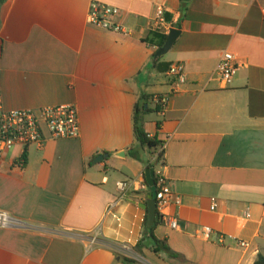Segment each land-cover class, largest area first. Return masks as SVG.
Wrapping results in <instances>:
<instances>
[{
	"label": "crops",
	"instance_id": "0c3cea01",
	"mask_svg": "<svg viewBox=\"0 0 264 264\" xmlns=\"http://www.w3.org/2000/svg\"><path fill=\"white\" fill-rule=\"evenodd\" d=\"M92 2L119 8L116 21L130 36L89 25ZM183 2L0 6L4 109L70 105L80 123L77 139L53 140L45 130L43 147L18 146L0 157V212L25 224L0 228V264H122L120 247L140 242L135 264H255L264 255V0H190L186 8ZM159 6L181 34L166 55L153 58L159 50L151 40L164 35L152 29ZM225 51L241 64L227 87L218 74ZM158 59L166 71L156 69ZM174 64L184 67V84L169 75ZM143 95L169 97L164 112L146 117L145 130L165 141L160 163L181 199L166 211L179 228L162 222L155 230L178 258L154 252L144 239L149 196L139 186L156 156L139 147V160L129 155L134 107ZM122 181L136 182L124 196L117 189Z\"/></svg>",
	"mask_w": 264,
	"mask_h": 264
},
{
	"label": "built area",
	"instance_id": "2783aa9c",
	"mask_svg": "<svg viewBox=\"0 0 264 264\" xmlns=\"http://www.w3.org/2000/svg\"><path fill=\"white\" fill-rule=\"evenodd\" d=\"M120 9L108 4L92 2L88 14V24L124 36H130V31L116 19L120 16ZM166 10L159 6L156 10V16L152 25L154 32L164 35L170 33L171 27L165 19ZM241 64L237 56L231 51H225L222 54L218 65V74L221 82L227 87L230 86L240 70ZM169 75L175 78L178 84L186 82V73L184 67L180 64H174L168 71ZM155 104L162 108V112L166 109L169 97L155 96ZM47 130L53 140L77 139L80 137V123L76 107L70 105H62L57 107H47L36 110H12L4 109L0 100V157L10 152L15 147L21 146L26 149L29 146L37 145L43 147L46 142ZM165 145L162 147L164 150ZM162 163V162H161ZM159 163L155 170V182L157 187V212L160 219L170 228L176 230L179 228L178 220L172 218L166 211L173 205H180L181 199L175 197L172 192L168 179L166 178L163 165ZM135 181H122L117 183V189L123 196L134 189ZM150 187L145 181L139 186V191L148 192ZM218 207L217 199H212L211 210L215 211ZM245 217L249 218V212L245 213ZM22 224L7 213L0 212V228L21 227ZM210 227L204 228V237L210 239L212 236ZM221 236L220 241L222 242ZM92 244L96 243V239H92ZM243 248H248L250 244L245 241L239 242ZM120 254L132 260H138L137 253L128 244H123L118 250Z\"/></svg>",
	"mask_w": 264,
	"mask_h": 264
},
{
	"label": "trees",
	"instance_id": "16d2710c",
	"mask_svg": "<svg viewBox=\"0 0 264 264\" xmlns=\"http://www.w3.org/2000/svg\"><path fill=\"white\" fill-rule=\"evenodd\" d=\"M6 0H0V6L5 3ZM183 1V0H182ZM187 9H184L183 12H185ZM154 38L151 40V43L156 45L158 47V50L162 49L168 39L167 36L164 35H158L155 34L153 36ZM155 55L153 58H155ZM160 59L155 60V67L159 71H166V68H162V65L159 64ZM154 101V97L143 95L135 104L134 107V116H133V124H134V135H135V145L129 150V155L135 159L139 160L138 155V147L143 149H148L152 156H156V161L153 164H150L147 169L156 167L160 162H164V150H162V147L165 145V141H162L158 138V136L150 137V135L145 130V124H146V117L150 115L151 113H162V108L160 105L155 104V108H151V102ZM154 103V102H153ZM160 126V123H159ZM25 159V157H24ZM144 181L147 183L146 178L144 177ZM148 196H150L151 191L149 190ZM148 204H147V216L144 222V229L146 231V234L144 236V239H149L154 244V252L160 253L165 252L168 253L171 258H178V255L171 251V249L168 247L165 241L159 240L155 236V230L159 224L162 223V220L160 219L155 223V225L151 228L148 227ZM144 247V243L140 242L136 248L134 249L137 253L142 252V248ZM117 260L119 263L122 264H135V260L129 259L127 257L117 255ZM255 264H264V255L260 254L258 256L257 261Z\"/></svg>",
	"mask_w": 264,
	"mask_h": 264
},
{
	"label": "water",
	"instance_id": "95a60500",
	"mask_svg": "<svg viewBox=\"0 0 264 264\" xmlns=\"http://www.w3.org/2000/svg\"><path fill=\"white\" fill-rule=\"evenodd\" d=\"M190 0H184L183 2V8H186ZM181 32L179 30H171L168 39L162 49L158 51L156 54V58L163 57L166 55L171 48L174 46L176 40L180 36ZM125 154H121V156H124ZM109 155L105 156H99L97 158V162H102L105 158H108ZM145 178L146 181L150 187L151 194L149 196L148 200V227L151 228L155 225L157 221L160 220V215L157 212V202H156V196H157V187H156V182H155V170L154 168H149L145 172Z\"/></svg>",
	"mask_w": 264,
	"mask_h": 264
},
{
	"label": "rangeland",
	"instance_id": "374dc122",
	"mask_svg": "<svg viewBox=\"0 0 264 264\" xmlns=\"http://www.w3.org/2000/svg\"><path fill=\"white\" fill-rule=\"evenodd\" d=\"M137 257H138L139 260H142L141 257H140L139 255H137Z\"/></svg>",
	"mask_w": 264,
	"mask_h": 264
}]
</instances>
